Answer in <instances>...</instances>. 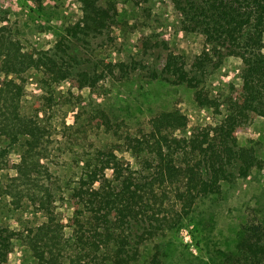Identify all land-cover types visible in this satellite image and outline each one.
<instances>
[{
    "label": "trees",
    "instance_id": "16d2710c",
    "mask_svg": "<svg viewBox=\"0 0 264 264\" xmlns=\"http://www.w3.org/2000/svg\"><path fill=\"white\" fill-rule=\"evenodd\" d=\"M77 2L82 17L47 50L24 51L11 36L7 15L0 14V138L7 142L0 145V172H17L4 192L14 208L29 203L45 216L42 224L19 232L0 221V264H11L15 241L27 248L29 264H138L144 246L181 226L200 200L264 165L256 146L238 140L256 117L264 119V0H171L179 30L197 38L201 52L177 51L168 35L154 31L138 40L126 60L116 61H96L92 55L117 24L115 5ZM229 58L241 60L242 85L225 101L222 121L178 137L176 132L188 127L187 116L177 109L162 112L148 131L124 138L134 165L115 150H96L67 193L72 216L62 222L55 192L42 183L49 172L42 153L48 133L36 117L22 112L29 71L42 72L49 87L68 84L70 94L138 79L185 86L195 92L200 108L219 113L222 105L201 87ZM43 99L53 105V96ZM93 123L110 129L104 114ZM16 146L22 147L19 164L10 158ZM237 250L236 263L229 255L222 264H264V225L247 224ZM159 257L157 251L151 264H161Z\"/></svg>",
    "mask_w": 264,
    "mask_h": 264
},
{
    "label": "rangeland",
    "instance_id": "374dc122",
    "mask_svg": "<svg viewBox=\"0 0 264 264\" xmlns=\"http://www.w3.org/2000/svg\"><path fill=\"white\" fill-rule=\"evenodd\" d=\"M118 11L117 24L107 43H99L92 54L96 61L126 60L135 51L143 35L162 32L170 38L177 51L190 55L200 53L197 38L185 36L178 28V17L171 0H106ZM0 14L7 15L11 36L27 50L53 48L65 29L82 17L77 0H0ZM241 60L229 58L225 66L213 73L202 85L211 98L222 106L219 113L200 108L195 92L185 86L148 80L105 83L95 91L72 90L66 83L47 86L42 72L29 71L25 77L26 97L22 112L36 117L47 131L46 151H42L49 172L42 183L55 192L56 213L62 222L72 216L67 193L74 188L84 172L85 160L98 149L115 150L118 157L135 161L123 145L127 136H140L148 131L150 121L162 112L179 110L186 115L188 127L176 136L190 135L194 128L214 127L225 117V101L234 88L242 85L238 66ZM53 96V105L43 96ZM104 114L110 129H98L93 118ZM242 146H256L264 161V119L253 123L238 134ZM0 145L6 146L0 138ZM10 158L20 163L22 147H13ZM50 166V167H49ZM15 169L0 172V221L15 231L38 226L45 221L43 213L26 204L16 209L4 192ZM42 179V173L40 175ZM40 184V181H39ZM264 225V165L245 179H234L222 186L218 195L204 198L178 228L165 232L144 246L138 264H151L152 256L160 251L161 264H222L226 257H239L237 245L247 224ZM66 239L72 231L65 229ZM11 264L32 262L27 248L14 242Z\"/></svg>",
    "mask_w": 264,
    "mask_h": 264
}]
</instances>
